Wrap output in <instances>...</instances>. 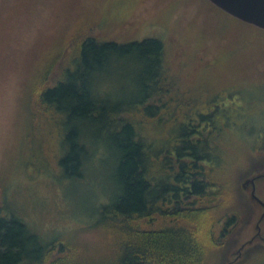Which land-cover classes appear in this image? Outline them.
Segmentation results:
<instances>
[{"label": "trees", "instance_id": "trees-1", "mask_svg": "<svg viewBox=\"0 0 264 264\" xmlns=\"http://www.w3.org/2000/svg\"><path fill=\"white\" fill-rule=\"evenodd\" d=\"M126 60L134 65L133 90L113 98L107 78L122 75ZM170 66L159 38L118 42L87 36L59 79L49 83L48 76L42 90L38 78L31 89L39 125L29 130L36 132L31 138L44 134L56 142L64 183H81L102 147L108 154L112 194L100 195V220L93 221L102 246L95 251L68 233L44 238L3 202L0 264H264L261 248L246 247L237 261V255L230 257L234 250L226 249L245 213L232 186L238 173L232 175L224 160L235 148L232 130L238 123L230 107L201 110L217 97L178 85ZM50 120L59 123L57 130L46 129ZM262 128L258 148L264 152ZM216 148L223 165L217 175ZM253 160L260 162V156Z\"/></svg>", "mask_w": 264, "mask_h": 264}, {"label": "rangeland", "instance_id": "rangeland-1", "mask_svg": "<svg viewBox=\"0 0 264 264\" xmlns=\"http://www.w3.org/2000/svg\"><path fill=\"white\" fill-rule=\"evenodd\" d=\"M87 36L118 42L159 38L178 85L217 97L201 110L230 107L228 114L238 123L232 126L236 145L227 151L230 155L223 153L232 168L229 173H238L231 175L232 186L245 213L237 219L233 228L239 231L226 249L234 250L233 259L253 239L237 259H243L248 246L264 252V208L252 200V186H242L252 174L264 171V152L258 148L264 127V30L209 0H0V205L7 202L44 238L68 233L95 251L102 246L93 221L100 220V195L112 194L108 154L102 147L81 183H64L57 172L56 142L44 134L31 138L36 132L29 130L39 125L40 116L31 88L41 76L42 90L48 76L49 83L59 79ZM124 63L122 75L113 72L107 78L113 98L128 97L133 90L134 65ZM45 110L42 102V123ZM50 121L46 129L57 130L59 123ZM213 155L217 175L223 167L216 158H221L219 148ZM256 194L264 201V178L256 182Z\"/></svg>", "mask_w": 264, "mask_h": 264}, {"label": "water", "instance_id": "water-1", "mask_svg": "<svg viewBox=\"0 0 264 264\" xmlns=\"http://www.w3.org/2000/svg\"><path fill=\"white\" fill-rule=\"evenodd\" d=\"M212 4L239 20L264 30V0H209ZM264 178V172L255 174L242 184L245 188L252 186L251 198L264 208V201L256 194V182ZM264 216V213H263ZM261 216V217H263ZM253 239L243 243L235 253L240 256L243 248ZM238 258V257H237ZM236 258V259H237Z\"/></svg>", "mask_w": 264, "mask_h": 264}]
</instances>
